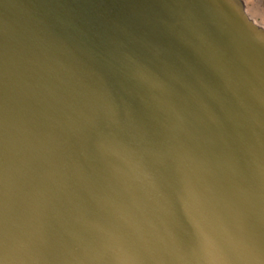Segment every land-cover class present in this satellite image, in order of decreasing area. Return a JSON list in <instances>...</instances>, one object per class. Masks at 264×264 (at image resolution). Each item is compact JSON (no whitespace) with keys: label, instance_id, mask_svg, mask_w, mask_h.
I'll use <instances>...</instances> for the list:
<instances>
[{"label":"water","instance_id":"water-1","mask_svg":"<svg viewBox=\"0 0 264 264\" xmlns=\"http://www.w3.org/2000/svg\"><path fill=\"white\" fill-rule=\"evenodd\" d=\"M0 264H264L243 0H0Z\"/></svg>","mask_w":264,"mask_h":264},{"label":"bare ground","instance_id":"bare-ground-1","mask_svg":"<svg viewBox=\"0 0 264 264\" xmlns=\"http://www.w3.org/2000/svg\"><path fill=\"white\" fill-rule=\"evenodd\" d=\"M243 1H244V5H245V9H246V13L248 17L254 20L258 25H261L262 27H264V13L257 10L258 8L255 4V0H243ZM257 17L259 18V20H256Z\"/></svg>","mask_w":264,"mask_h":264},{"label":"rangeland","instance_id":"rangeland-1","mask_svg":"<svg viewBox=\"0 0 264 264\" xmlns=\"http://www.w3.org/2000/svg\"><path fill=\"white\" fill-rule=\"evenodd\" d=\"M255 4L258 8L257 10L264 13V0H255ZM250 5H252V4H250ZM248 10H249V8H248ZM256 20H259V18L257 17Z\"/></svg>","mask_w":264,"mask_h":264}]
</instances>
